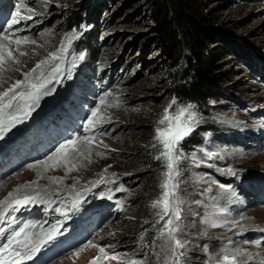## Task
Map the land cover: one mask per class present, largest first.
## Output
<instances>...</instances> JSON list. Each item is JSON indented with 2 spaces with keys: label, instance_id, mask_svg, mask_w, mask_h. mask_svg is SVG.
<instances>
[{
  "label": "rangeland",
  "instance_id": "1",
  "mask_svg": "<svg viewBox=\"0 0 264 264\" xmlns=\"http://www.w3.org/2000/svg\"><path fill=\"white\" fill-rule=\"evenodd\" d=\"M20 3L0 0V36L9 32L5 21L16 15ZM23 4L20 15H32L33 19L14 25L12 31L28 29L16 35L37 43L21 47L28 56H18L19 65H8L20 70L2 74L0 92L23 79L22 73L48 53L57 51L66 34L82 33L72 39L65 54V66L72 78L54 83V92L43 97L31 116L0 140V200L13 185L36 182L33 187L43 192L44 187L56 184L50 177H64L63 184H56L62 191L55 190L51 196L54 201L61 199L51 209L37 205L9 214L16 217L15 223L8 220L14 224L12 232L30 222L46 229L61 226L63 234L55 241L64 238L66 242L61 241L62 246L55 242L38 264H90L103 255L101 247L108 253L146 259V264H162L167 258L162 251L167 242L158 238L164 221L150 205L161 194L164 170L162 162L155 159L159 154V145L153 146L155 128L174 98L180 106L193 105L201 118L196 130L182 142L184 235L181 233L180 238L186 242L182 264H216L225 251L241 248L251 253V245H258L251 255L252 264H262L264 231L258 229H264V0H232L217 10L216 28L226 34V40L218 45L226 50L217 54L213 69L218 91L205 102L180 99L173 90L184 74L170 70L155 49L145 52L143 37L151 22L143 18L144 13L134 15L146 10L143 1L23 0ZM76 10L79 18L72 23ZM128 16L133 21H127ZM80 55L84 60L78 59ZM74 58L77 67L72 69ZM102 96H107L109 104H120L101 109L110 123L100 129L107 134H95V140L103 141L107 150L103 145L92 148L90 155L86 152L76 161L78 170L67 174L64 167L28 168L46 159L65 140L78 134L91 135L84 133L83 125L91 110L100 106ZM176 108L173 105L169 114L174 115ZM101 174L109 179L93 187L90 182L101 179ZM219 184L231 185L232 191L221 189ZM74 191L84 195L78 211L71 207L69 193ZM223 195L228 198H221ZM246 219L252 222L251 231H240ZM142 233L143 242L139 239ZM89 240L97 246L84 247ZM109 244L115 249L107 248ZM154 253H160L159 262ZM97 264L123 261L109 258Z\"/></svg>",
  "mask_w": 264,
  "mask_h": 264
},
{
  "label": "snow or ice",
  "instance_id": "2",
  "mask_svg": "<svg viewBox=\"0 0 264 264\" xmlns=\"http://www.w3.org/2000/svg\"><path fill=\"white\" fill-rule=\"evenodd\" d=\"M23 0L17 5V13L11 21H5L9 32L0 36V83L3 81V73L5 71H19L18 68H9L8 65L20 64L19 57L28 56V53L21 51L22 46L36 45V40L30 39L28 36H17V32H23L28 29L17 28L13 30V26L20 24L22 21L32 20L33 16H22L20 10L24 9ZM32 12V9H26ZM82 33L73 32L66 34L64 42L61 43L57 51L50 52L44 58L39 60L33 68L27 72H23V79L16 80L10 87L0 92V140L10 132L17 124L24 123L25 119L31 116V113L39 107L40 101L43 97L49 96L54 92V83H59L63 79H71L72 73L69 72L65 66L67 46L71 43L73 38H79ZM13 45L15 47H13ZM43 47V45H40ZM18 54V55H17ZM80 61L84 60V55L78 57ZM72 69L77 67L76 58L73 59ZM99 105L94 107L90 115L87 117L83 125L84 133L91 135H75L73 138L65 140L59 144L58 147L47 156L44 160H39L35 164H29L28 168L35 169L37 166H43L45 170L48 168L64 167L66 174L78 170L76 161L80 157H85L87 152L89 155L92 148L100 147L103 141L97 142L95 134L106 135L107 133L100 131L103 124L110 123L105 115L102 114V107H119L120 104H109L107 96L99 98ZM173 105H177L174 115L169 114V109ZM200 116L191 104L180 106L178 101L174 98L169 106L165 108L164 113L157 121L155 128V135L153 137V146L159 145V154L155 159L162 162L164 169L160 176L159 187L161 189L160 196L151 202V207L157 210L159 220L164 221L161 229H159L158 238L166 241L165 248L162 251L167 253V258L162 261V264H182V258L185 255L183 250L186 249V242L180 238L183 232L182 224V205L184 201L180 196V186L182 172L180 163L183 158L182 142L189 137L200 123ZM107 150V145H103ZM103 155V153H99ZM111 167V165H109ZM107 169H105V172ZM232 175H237L232 169H228ZM116 176L115 173L112 174ZM109 178L101 174V179L91 181L93 187L106 183ZM50 180L56 184H63L64 177H50ZM36 182H29L18 186L0 200V225L6 220L10 223H15L16 217L9 216L10 213H16L21 209L31 208L37 205H46L51 207L56 201L51 199L55 190H44L42 192L38 187L34 188ZM214 183H218L215 182ZM221 189L225 191H232L231 185L219 184ZM73 190L76 185L71 186ZM91 189H85V192ZM123 190V189H121ZM210 190V189H209ZM71 198V207L78 211L84 201L83 193L74 191L69 193ZM110 198V197H109ZM64 204V200L60 201ZM60 211V208L56 209ZM67 216V211L64 212ZM167 218V219H166ZM244 217H241L243 219ZM149 221L145 220L144 223ZM238 223V221L233 222ZM60 225H52L51 228H43L39 232L34 231L36 224L34 222L26 223L18 230L11 233L6 238L5 243H0V264H25L26 261L32 260L38 252L47 244L56 240L57 236L62 235ZM7 229L0 226V238L5 237ZM140 241L145 240L142 233L139 237ZM97 246L94 241L89 240L84 247ZM150 247L152 245H149ZM107 248L115 249L114 244H109ZM102 256L94 258L90 264H96L97 261L113 259L116 261H123V264H146V259H134L128 257L127 253H108L104 247L100 248ZM159 262L161 260L160 253H154ZM251 258V254L245 249L237 248L234 252L228 253L225 251L221 260L216 264H245L238 258ZM264 264V262H262Z\"/></svg>",
  "mask_w": 264,
  "mask_h": 264
},
{
  "label": "trees",
  "instance_id": "3",
  "mask_svg": "<svg viewBox=\"0 0 264 264\" xmlns=\"http://www.w3.org/2000/svg\"><path fill=\"white\" fill-rule=\"evenodd\" d=\"M129 1H143L146 6L143 12L139 10L134 14L141 16L144 13L143 18L151 22L143 37L145 52L155 49L170 70L184 74L174 93L180 99L195 102H205L213 97L218 91V80L213 74L216 56L220 50H226L218 45L226 40V34L216 28V13L232 0ZM78 11H75L72 23L79 18ZM127 21H133V17L128 16Z\"/></svg>",
  "mask_w": 264,
  "mask_h": 264
},
{
  "label": "bare ground",
  "instance_id": "4",
  "mask_svg": "<svg viewBox=\"0 0 264 264\" xmlns=\"http://www.w3.org/2000/svg\"><path fill=\"white\" fill-rule=\"evenodd\" d=\"M7 76V75H6ZM5 77V76H4ZM238 125V124H237ZM238 155H241V154H238ZM257 163V162H256ZM20 185H23V184H19V185H13L12 186V189L10 190V192L11 191H13L14 189H16L18 186H20ZM75 185L77 186V183H75ZM58 189V187L56 186V184H54V185H52V186H49V187H44L43 188V190H57ZM42 191V190H41ZM57 191H62V190H57ZM44 192V191H43ZM44 194H46V192H44ZM113 196V195H112ZM65 196H63V198H64ZM221 198H223V199H227L228 197H226V195H223ZM61 199V198H60ZM59 199V200H60ZM222 199V200H223ZM59 200H55L56 201V203L55 204H57L58 202H59ZM219 201V200H218ZM224 201V200H223ZM223 201H222V203H223ZM227 202V201H226ZM228 203H229V201H228ZM55 204H53V205H55ZM53 205L50 207V209L53 207ZM234 205V204H233ZM184 206V205H183ZM234 209H237V211H238V209H240L241 210V208L240 207H237V208H235V207H233ZM246 209V208H245ZM38 210V209H37ZM259 212V211H258ZM262 212L264 213V210H262ZM69 213H71V212H69ZM71 215V214H70ZM252 215H254V212L252 213ZM193 216V215H192ZM242 216V215H241ZM187 218V217H186ZM217 218V217H216ZM183 220V219H182ZM186 220H188V219H186ZM242 220V219H241ZM247 220V219H246ZM191 221V220H190ZM218 221H219V218H218ZM218 221H216V222H218ZM254 222V221H253ZM35 224H36V222H34ZM183 223V222H182ZM3 224H4V226H3ZM2 225H0V226H2V227H4V228H6L7 229V231H6V233H5V237H8V236H10L11 235V233H12V230H13V227H14V224H10L9 223V221L8 220H6L4 223H3ZM40 225V224H39ZM185 225V224H184ZM243 225L245 226V227H243L242 229H240V231H244V230H246L245 232H247V231H251V227H252V222H251V220H247V221H245V222H243ZM36 228L34 229V231H36V232H39L40 231V226H38L37 224H36ZM189 226V225H188ZM237 226V225H236ZM235 226V227H236ZM198 227V226H197ZM214 227V226H213ZM258 227V226H257ZM187 228V227H186ZM192 228V227H191ZM194 228V227H193ZM190 229V228H189ZM195 229H196V227H195ZM236 229V228H235ZM197 230V229H196ZM199 230V229H198ZM255 230V229H254ZM258 230H260V231H264V229H258ZM205 231V230H204ZM192 232V231H191ZM264 233V232H263ZM183 235H184V233H182ZM189 234V233H188ZM249 234V233H248ZM248 234H247V236H248ZM194 235V234H193ZM189 236V235H188ZM187 236V237H188ZM197 236V235H196ZM195 236V237H196ZM4 237V238H5ZM192 237V236H191ZM194 236H193V238H195ZM4 238H0V243H2L4 240H6V239H4ZM234 238V237H233ZM245 238V237H244ZM69 239V238H68ZM197 239H199V238H197ZM230 239V238H229ZM239 240H241V238L239 239ZM243 240V239H242ZM241 240V241H242ZM61 241H65L66 242V240L64 239V238H62V239H60V240H58L57 242L54 240L53 242H51L50 244H47V245H45L41 250H40V252H38L37 254H40L41 253V255H39V257H37V255L32 259V260H29V261H26L25 262V264H38V262L40 261L39 259H44L45 258V255H46V253L47 252H49V251H51L52 250V248L54 247V245H56V243L58 244V245H60V246H62L63 244L61 243ZM56 242V243H55ZM240 242V241H239ZM241 243V242H240ZM259 243V242H258ZM193 244V243H192ZM235 244V243H234ZM234 246V245H233ZM252 246V248H250V250L252 249L253 251H251V255L255 252V250H258V245H251ZM240 247H241V245H240ZM193 248H194V246H193ZM257 248V249H256ZM199 249V248H198ZM197 249V250H198ZM249 249V248H248ZM194 250H196V248L194 249ZM193 250V251H194ZM232 250V249H231ZM186 251H190V250H186ZM192 250H191V252H193ZM222 251V250H221ZM228 251V250H227ZM185 252V251H184ZM198 252V251H197ZM218 252H219V250H218ZM257 252V251H256ZM195 253V252H194ZM194 255H196V254H194ZM262 256V255H261ZM240 259L243 261V260H246V262H247V264H252V262H254L253 261V258H252V256H251V258H245V257H240ZM255 259V258H254ZM203 261H204V258H203ZM193 262V261H192ZM245 262V263H246ZM96 264H97V262H96Z\"/></svg>",
  "mask_w": 264,
  "mask_h": 264
}]
</instances>
